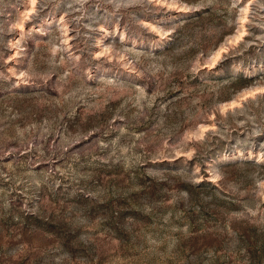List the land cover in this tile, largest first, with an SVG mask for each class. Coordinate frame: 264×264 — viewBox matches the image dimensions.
I'll return each instance as SVG.
<instances>
[{"label": "rangeland", "instance_id": "obj_1", "mask_svg": "<svg viewBox=\"0 0 264 264\" xmlns=\"http://www.w3.org/2000/svg\"><path fill=\"white\" fill-rule=\"evenodd\" d=\"M0 264H264V0H0Z\"/></svg>", "mask_w": 264, "mask_h": 264}]
</instances>
